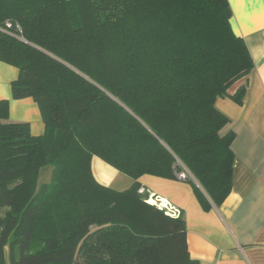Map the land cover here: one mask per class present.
<instances>
[{"label":"trees","instance_id":"16d2710c","mask_svg":"<svg viewBox=\"0 0 264 264\" xmlns=\"http://www.w3.org/2000/svg\"><path fill=\"white\" fill-rule=\"evenodd\" d=\"M231 18L228 0H0L13 98L45 124L33 136L0 101V264H197L183 213L138 181L186 169L206 212L231 194L235 134L216 101L242 105L246 86L229 90L255 69ZM94 157L132 186L100 184Z\"/></svg>","mask_w":264,"mask_h":264},{"label":"crops","instance_id":"0c3cea01","mask_svg":"<svg viewBox=\"0 0 264 264\" xmlns=\"http://www.w3.org/2000/svg\"><path fill=\"white\" fill-rule=\"evenodd\" d=\"M228 2L233 31L244 39L255 63L250 75L229 90L232 96L246 86L242 105L229 97L216 101V107L230 120L221 136L235 134L232 192L220 207L206 212L190 182L150 175L138 182L147 194L183 213L188 251L197 264H264V0ZM18 77L19 69L0 61V101L9 102V121L29 124L32 135L41 136L45 124L37 103L32 98H13L12 83ZM92 170L100 184L112 189L121 175L98 157L93 158ZM192 180L199 186L194 177Z\"/></svg>","mask_w":264,"mask_h":264},{"label":"built area","instance_id":"2783aa9c","mask_svg":"<svg viewBox=\"0 0 264 264\" xmlns=\"http://www.w3.org/2000/svg\"><path fill=\"white\" fill-rule=\"evenodd\" d=\"M10 27V25H8ZM178 178L186 181L189 178H192L190 173L188 172V170L184 169L182 170L180 173L177 174ZM140 193H146L145 189H141ZM154 199V201L152 200ZM148 202L153 205H156L159 209H163L165 210L170 216L172 217H179L180 216V212L178 210H176L175 208H173L167 201L160 199L159 197H156L152 194H149V200Z\"/></svg>","mask_w":264,"mask_h":264},{"label":"rangeland","instance_id":"374dc122","mask_svg":"<svg viewBox=\"0 0 264 264\" xmlns=\"http://www.w3.org/2000/svg\"><path fill=\"white\" fill-rule=\"evenodd\" d=\"M51 176H52V167L47 166L43 168L40 173L39 186L42 184L50 183ZM132 182L133 180L130 177L121 174L118 180L116 181L113 189L117 191L127 189L131 185Z\"/></svg>","mask_w":264,"mask_h":264}]
</instances>
